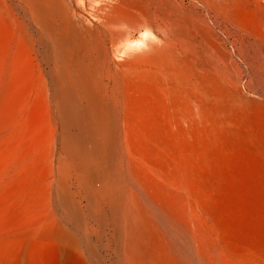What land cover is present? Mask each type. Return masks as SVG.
<instances>
[{
    "label": "bare ground",
    "instance_id": "bare-ground-1",
    "mask_svg": "<svg viewBox=\"0 0 264 264\" xmlns=\"http://www.w3.org/2000/svg\"><path fill=\"white\" fill-rule=\"evenodd\" d=\"M208 3L264 49L263 0ZM92 7L0 0V264H264V109L161 0Z\"/></svg>",
    "mask_w": 264,
    "mask_h": 264
},
{
    "label": "rangeland",
    "instance_id": "rangeland-1",
    "mask_svg": "<svg viewBox=\"0 0 264 264\" xmlns=\"http://www.w3.org/2000/svg\"><path fill=\"white\" fill-rule=\"evenodd\" d=\"M161 2L167 11L177 14L179 26L185 18L188 20L199 66L207 67L211 76L220 78L250 99L253 105L264 109V49L252 45L257 42L253 34L247 31L242 42L235 43L231 38L232 42L226 44L222 18L218 10L210 8L208 0ZM74 3L78 13L81 11L92 18V5L99 6L101 0H74Z\"/></svg>",
    "mask_w": 264,
    "mask_h": 264
}]
</instances>
